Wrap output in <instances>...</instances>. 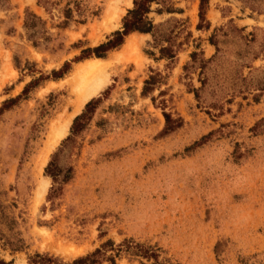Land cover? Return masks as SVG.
Wrapping results in <instances>:
<instances>
[{
    "label": "rangeland",
    "instance_id": "rangeland-1",
    "mask_svg": "<svg viewBox=\"0 0 264 264\" xmlns=\"http://www.w3.org/2000/svg\"><path fill=\"white\" fill-rule=\"evenodd\" d=\"M48 1L0 6V108L13 100L0 114V203L24 240L20 252L0 246V258L27 264L39 253L71 264L107 240L132 239L157 246L171 264H264V131L252 130L264 118V0H208L202 29L199 0H161L173 13L152 3L148 18L180 44L173 63L149 56L157 50L139 32L104 58L81 59L122 30L133 0ZM68 8L73 17L62 28ZM27 13L42 21L48 41L29 38ZM97 59L110 63V83L92 98L100 103L88 127L65 142L92 99L75 114L64 81ZM155 73L162 82L143 96ZM163 112L180 116L182 127L162 135ZM65 119L69 131L41 167ZM115 263L141 264L125 254Z\"/></svg>",
    "mask_w": 264,
    "mask_h": 264
},
{
    "label": "trees",
    "instance_id": "trees-1",
    "mask_svg": "<svg viewBox=\"0 0 264 264\" xmlns=\"http://www.w3.org/2000/svg\"><path fill=\"white\" fill-rule=\"evenodd\" d=\"M6 3H8V0H0V6ZM48 3V0H43V4L47 5ZM152 3L158 5L163 4L164 6L162 7L164 11L168 13L177 11L172 7L166 6L161 0H133V9L128 10L127 15L122 20V30L112 33L106 42L97 47L83 50L81 59H87L91 56H94L95 58H104L106 53L120 47L126 36L133 32H139L142 34H149L152 41L151 45L157 50V58H155V53L153 52H148L149 56L154 57V60H166L169 63H173L176 59L177 49L180 44L176 42V36L172 31L163 29L161 24L154 25L148 18ZM207 4L208 0H199V24L197 25V29L205 28V12ZM250 8L251 10L257 9L254 5H251ZM158 11L160 12V10ZM64 15L65 21L61 23L62 28L66 27L72 20L73 16L71 9L68 8ZM24 27L29 32V38H34L40 35L41 39L45 42L50 39L46 36L47 31L45 30L42 21L33 13L26 14ZM197 56L198 54L196 52L190 54L193 62H197ZM200 62L202 63L200 68L203 69L205 61L200 60ZM67 65L68 64L65 63L60 70L52 71L51 77L54 80L60 79L63 74L68 71L69 68ZM48 78L49 77H46L45 79ZM161 82L162 77L160 74L155 73L150 75L148 79L144 81L142 95L147 96ZM35 83L36 81L27 85L22 94L25 95L28 92V89L35 85ZM12 102L13 100L5 102L0 108V114L3 110L9 109V105L12 104ZM98 103H100L99 98L92 99L85 105L82 113L74 118L70 127V135L66 138L65 142L74 141V139L88 127ZM161 103L164 104L165 101H161ZM162 115L165 122L162 135L170 134L182 127L183 119L180 116L173 117L172 114L166 112H163ZM252 130L264 131V118L256 123ZM46 173L52 179L53 183L57 182L58 175L56 174V166L49 164L46 167ZM6 209L7 206L0 203V246L3 250H8L10 253L20 252L24 249V240L21 237V233L15 230L17 223L7 215ZM121 254H125L133 259H138L141 264H143V261L149 264H171L168 259L162 257V251L157 246L138 243L132 239L123 240V242L118 245H115L111 240H107L92 253L76 258L71 264H102L103 262L116 264V258L120 257ZM0 264L15 263L13 260L6 262L0 258ZM27 264H60V261L58 258L49 254L35 253L28 257Z\"/></svg>",
    "mask_w": 264,
    "mask_h": 264
},
{
    "label": "bare ground",
    "instance_id": "bare-ground-1",
    "mask_svg": "<svg viewBox=\"0 0 264 264\" xmlns=\"http://www.w3.org/2000/svg\"><path fill=\"white\" fill-rule=\"evenodd\" d=\"M127 6L132 5L131 1L126 2ZM119 15L114 19L112 18L113 27L118 24L120 19ZM121 18V17H120ZM114 19V21H113ZM109 28V30L111 29ZM110 64L101 59L88 61L79 65L76 70L71 74L68 80H65L71 91L75 96L74 112L79 114L84 105L102 92L110 83V77L105 71L106 66ZM72 119V118H71ZM71 120H66L60 124L53 132L50 143L42 154L39 165L43 167L48 159L51 150L58 145L59 142L67 135ZM47 191V184L40 183L39 193L43 196Z\"/></svg>",
    "mask_w": 264,
    "mask_h": 264
}]
</instances>
